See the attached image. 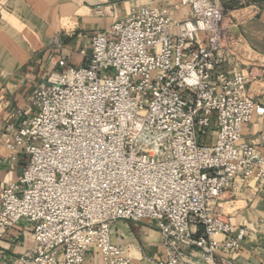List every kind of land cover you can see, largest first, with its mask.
I'll return each instance as SVG.
<instances>
[{
    "label": "built area",
    "instance_id": "built-area-1",
    "mask_svg": "<svg viewBox=\"0 0 264 264\" xmlns=\"http://www.w3.org/2000/svg\"><path fill=\"white\" fill-rule=\"evenodd\" d=\"M180 3V20L166 6L132 7L114 38L91 37L83 65L59 60L32 92L35 113L6 140L28 163L0 192V238L20 220L32 227V248L13 264H84L91 249L130 264L112 241L116 221L155 224V264H188L189 245L204 264H228L215 253L240 248L246 229L231 227L219 200L236 183L264 190V155L241 138L264 116L249 93L261 78L218 0Z\"/></svg>",
    "mask_w": 264,
    "mask_h": 264
},
{
    "label": "crops",
    "instance_id": "crops-1",
    "mask_svg": "<svg viewBox=\"0 0 264 264\" xmlns=\"http://www.w3.org/2000/svg\"><path fill=\"white\" fill-rule=\"evenodd\" d=\"M142 4L166 6L175 20L189 12L180 0H0V192L17 181L28 163V156L19 148L10 150L6 140L35 113L32 92L55 78L59 60L72 67L83 65L91 37L106 32L114 38L112 24ZM223 9L253 51L254 72L261 81H252L249 93L264 104V5L248 2ZM224 69L236 70L232 65ZM262 131L264 116L244 125L241 138L256 144L264 155V146L259 145ZM219 206L233 229H246V237L237 251H218L215 259L264 264V190L252 183L248 188L236 183L221 195ZM111 229L113 243L123 249L130 264H155L164 258L161 235L152 221H116ZM196 231L199 234L201 228ZM31 234L32 227L24 220L6 230L0 238V264H13L28 253L33 246ZM181 253L188 264H204L194 246H183ZM84 264L104 263L91 249Z\"/></svg>",
    "mask_w": 264,
    "mask_h": 264
},
{
    "label": "rangeland",
    "instance_id": "rangeland-1",
    "mask_svg": "<svg viewBox=\"0 0 264 264\" xmlns=\"http://www.w3.org/2000/svg\"><path fill=\"white\" fill-rule=\"evenodd\" d=\"M248 2L256 5H264V0H219V3L224 8L226 6H233L239 8L240 6Z\"/></svg>",
    "mask_w": 264,
    "mask_h": 264
}]
</instances>
